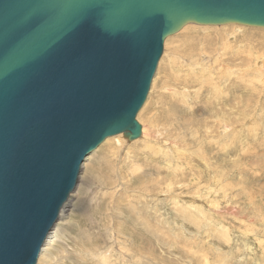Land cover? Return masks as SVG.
I'll return each instance as SVG.
<instances>
[{"label": "rangeland", "instance_id": "rangeland-1", "mask_svg": "<svg viewBox=\"0 0 264 264\" xmlns=\"http://www.w3.org/2000/svg\"><path fill=\"white\" fill-rule=\"evenodd\" d=\"M137 120L82 167L37 264H264V29L168 38Z\"/></svg>", "mask_w": 264, "mask_h": 264}, {"label": "water", "instance_id": "water-1", "mask_svg": "<svg viewBox=\"0 0 264 264\" xmlns=\"http://www.w3.org/2000/svg\"><path fill=\"white\" fill-rule=\"evenodd\" d=\"M191 24L264 29V0H0V264H37L85 160L141 138L165 41Z\"/></svg>", "mask_w": 264, "mask_h": 264}, {"label": "bare ground", "instance_id": "bare-ground-1", "mask_svg": "<svg viewBox=\"0 0 264 264\" xmlns=\"http://www.w3.org/2000/svg\"><path fill=\"white\" fill-rule=\"evenodd\" d=\"M172 37V36H171ZM170 38V37H169ZM166 42V41H165ZM138 116V115H137ZM111 138V137H110ZM109 139V138H108ZM108 139H106V140H108ZM95 152V151H94ZM94 153H92L86 160H85V162L83 163V165H82V167L84 166V165H86V163L87 162H89L90 160H91V156L93 155ZM82 170V169H81ZM79 178H80V176H79ZM79 181V180H78ZM76 190V189H75ZM50 236V235H49ZM49 238V237H48ZM48 240V239H47ZM46 243V242H45ZM45 245V244H44ZM43 248H44V246H43ZM42 248V249H43ZM42 252V251H41ZM41 254V253H40ZM40 257V256H39Z\"/></svg>", "mask_w": 264, "mask_h": 264}]
</instances>
